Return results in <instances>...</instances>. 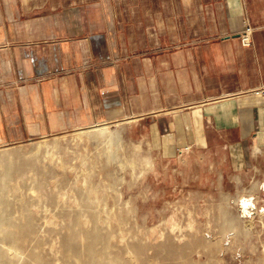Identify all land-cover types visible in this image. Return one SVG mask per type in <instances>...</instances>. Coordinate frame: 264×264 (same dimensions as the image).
<instances>
[{"label":"crops","instance_id":"0c3cea01","mask_svg":"<svg viewBox=\"0 0 264 264\" xmlns=\"http://www.w3.org/2000/svg\"><path fill=\"white\" fill-rule=\"evenodd\" d=\"M127 119L175 190L264 207V0H0V147Z\"/></svg>","mask_w":264,"mask_h":264},{"label":"rangeland","instance_id":"374dc122","mask_svg":"<svg viewBox=\"0 0 264 264\" xmlns=\"http://www.w3.org/2000/svg\"><path fill=\"white\" fill-rule=\"evenodd\" d=\"M102 129H107V133H117L121 141L118 142V140H115L110 149H108V151L115 153V157L111 159L112 161L109 159V163L107 162L108 156L106 154L107 150L105 151L106 148L102 150L100 148L101 140H94L96 138L91 141L86 139L76 140L77 134H96L97 131ZM150 133V128L143 122L138 123L127 119L111 124L91 126L82 131H68L57 135L46 136L37 140L0 147V152L15 149L18 153H21V155H27L26 157L32 155L41 157L47 150L46 147H52L48 149L51 151L50 153L55 152L57 154L52 157H41L39 171L34 170L25 173L21 178L22 181L20 179V183H17L14 180H7L2 184L4 191L0 189V194L3 197L2 198L0 195V207H3L0 208V212L2 211L1 213L8 214V217L15 218H18L20 215L24 216L25 214L24 217H29L31 222L35 221L32 223V227L28 233L29 241L25 242V246L23 245V249L20 252H14L13 254L16 255V257L21 256V259L24 258V260H26L24 253L26 252L25 249L29 248L27 246L29 245L28 242L31 240L34 250L37 251V253L40 252L39 254L41 256L53 264H71V261L68 258L66 259V257L60 253V250H58L61 247L62 238L66 235L65 229L72 224V221L67 219V215L71 213L73 217H76L77 223H80L82 221L81 217L87 213L86 215L90 216L91 225L88 226V228H84L86 232L90 230V227L94 224L95 219H97V214H101L103 208L106 207L105 209H118V214L121 215L120 218H123L121 219L123 221H121V227L124 231L123 249L135 246L139 251H142L137 255H134V259H132L133 262L140 261L143 264H163V260L169 257V252L174 251L176 254L182 256L185 255L186 257L189 256V259H191L192 262L198 264H264V214L259 213L257 208L254 217L241 218L239 216L238 204L233 205V202H231V199L233 198L237 201L238 199L233 196V192H229L227 189L223 191L220 190V192L222 191L221 193L226 196L220 193L213 195L216 191L209 188L197 189V187L188 186L189 188L186 189L178 188L175 190L174 186H171V183L168 181L169 169L167 159L156 155L158 148L157 141ZM56 142L58 143V148L54 149L53 146ZM97 143L99 149L96 148ZM38 145L41 147H37ZM187 147L188 146H183L182 148L177 149L176 154L178 155L181 150H186ZM146 151L149 152L152 157L149 167L151 171L149 172L143 171L145 165L142 164V161ZM75 153L81 154V156L86 158L87 161H90L91 158L94 159V157H98V161L95 162L94 165L87 167V170L83 169L78 160H73V157H76ZM60 159H62L63 162H61ZM124 161L125 163L123 165ZM186 161L189 163L188 158ZM67 163L75 164V170L66 169ZM180 163H182L181 160ZM177 164L178 163H175L173 166L177 167ZM130 169H133L136 173L133 174ZM0 172H2V169H0ZM87 173L92 176L89 177ZM38 174L40 175L38 176ZM85 174L89 177L92 185H98L100 187V193L98 195L99 205H89L87 210L84 209L85 211L82 212L77 209V212L72 211L70 206L58 205L57 200L59 199L57 193H64L66 191L63 184L71 182L72 180L75 182L76 178L80 179V177ZM58 178L61 179V181L65 180L63 181V184H60L61 181L57 182ZM206 179L208 180V178ZM177 181L178 183H181V179H178V177ZM40 182H43V192L41 191V198L38 199L31 190L33 189L32 187H37L36 184H39ZM74 189L76 192H80L85 188L81 181L78 180ZM7 190H9V192H7ZM47 190L48 193L46 192ZM49 190L51 191V194ZM261 191L263 195L264 189ZM7 194H9V198ZM45 195L48 196L46 197L48 199H44ZM8 199L9 201H7ZM258 199H256V201ZM70 200L71 199H67V202L70 203ZM20 202H22V206L20 205ZM28 202L32 203L29 205ZM167 202L172 203L170 204L172 205L170 208H168ZM258 202L264 204V199L261 198ZM52 204H55L56 206H53ZM185 204L188 206L187 208H191L192 211V213H188V215L194 216L195 219H198L197 224L199 227L197 226V230L204 234V237L209 233L215 234V236H209L210 239H208V242H214L213 244H217L215 248L216 251L207 253L200 249L201 246L194 245L193 247L192 244L198 241L194 235V230L184 228L183 235L185 236H182V241H180V234L176 235L174 233L176 231H172L171 233L165 226L155 228V225L160 224L163 220V224L167 225L173 224V222H180L181 220V223L186 225L188 221L187 212L185 209L180 210L179 208V205ZM51 205L55 208L51 207V209ZM205 206H208V210L210 207L211 212L215 213V216H212L213 219L210 221V224L213 227L219 224L218 226H220V228L218 230H209V227L206 228L204 225L203 217L206 214L203 211ZM177 207L179 210H177ZM43 208H48V211L45 212V209ZM60 208H62V210ZM127 208H131L130 211H128L129 209ZM53 209H55V212ZM176 210L178 212H176ZM51 211L59 218H55ZM15 212L18 214H15ZM127 213L129 215H127ZM114 215H116V213ZM226 215L231 217L234 216V218L237 219V222L235 223V225L239 227L237 230L236 228L232 229L231 227L223 229V221H220V217H226ZM34 216L35 218H33ZM181 216L183 218H181ZM217 216H219V219ZM83 225L87 224L83 222ZM101 227L100 229L103 233H110L113 236L119 235L118 231H116V233L115 229L111 227L110 230L106 225ZM242 227H244L243 230H241ZM12 230V232L16 231L15 228ZM133 231H135L136 234ZM227 232L235 234L230 237L231 242L229 241V243L227 242L229 238L226 239L221 235ZM198 236L202 237L200 234H198ZM234 238L237 240L233 243ZM204 241L206 240L204 239ZM54 244L55 246H53ZM111 244L117 246L119 242L117 239H113ZM35 246L37 248L39 247L40 250H38L39 248L36 249ZM114 250H116V247H114ZM125 256L128 257L129 255ZM67 260L70 262L68 263ZM168 262L175 263L176 259L170 258ZM30 264L35 263L30 262Z\"/></svg>","mask_w":264,"mask_h":264},{"label":"bare ground","instance_id":"6f19581e","mask_svg":"<svg viewBox=\"0 0 264 264\" xmlns=\"http://www.w3.org/2000/svg\"><path fill=\"white\" fill-rule=\"evenodd\" d=\"M94 138H96V139H94ZM77 139H80V140L81 139H83V140L86 139V140H89V141H91L93 139L96 140V141L101 140L100 141L101 150L104 149V148H106L105 151L107 150L106 151V154L108 156V160L106 158L107 162L109 161V159L111 160V159H113L115 157V153L108 151V149H110L112 143L115 140H118V142H121L117 133H115V132L107 133V129L99 130V131H97L96 134L80 133V134H77L76 140ZM57 146H58V143L56 142L54 144V146H53L54 149H57L58 148ZM37 147H41V146L38 145ZM46 148H47V150L44 152L43 156L52 157L53 155H57L55 152L50 153L51 151L48 150L49 148H52V147H46ZM96 148L99 149L98 143H97V147ZM181 152H185V150L180 151V153ZM75 154H76V157H73V160H75V161L78 160L80 162L81 166L83 167V169H86V170H87V167H90V166L94 165L95 162L98 161V157H94V159L90 157L91 160L87 161V159L82 157L81 154H79V153H75ZM103 155H104V153H103ZM26 156L27 155H21V153H18L15 149L5 150V151H1L0 152V169H2V172H0V189H2V191H4V187L2 186V184H4L7 180H14L17 183H20V179L22 178L23 175H25V173L30 172V171H34V170L35 171L36 170L39 171L41 157H43V156H41V157H38L37 155H32V156H29V157H26ZM62 159H60L61 162H63ZM151 160H152V157L145 152V155H144L143 161H142V164L145 165V167L143 168V171H146V172L151 171L150 168H149L150 164H151ZM124 163H125V161L123 162V165H124ZM74 165L75 164L67 163L66 164V169L68 168L70 170H75L74 169ZM130 170L133 172V174L136 173L133 169H130ZM32 175H34V174H32ZM39 175L40 174H38V176ZM88 175H89V177L92 176L90 174H88ZM36 176H37V174H36ZM61 176H63V175H61ZM89 177L85 174V175L81 176L80 179L76 178L75 182L72 180L71 182H66L65 184H63V181H65V180L61 181V179L58 178L57 182L61 181L60 184H63L65 186V190H66L64 193H59V192L57 193V197L59 199V200H57L58 205L70 206L71 207L70 209H72V211H76V212H77V210L80 211V212L85 211L84 209L87 210V207L89 205L91 206L92 204L99 205L98 195L100 193V187L98 185H92L90 183ZM31 178H32V176H31ZM78 180L81 181L82 185L85 188L83 191H80V192H76V190L74 189V186L78 182ZM21 181H22V179H21ZM42 183L40 182L39 184H36L37 187H32L31 186L33 188L31 190V192L35 196H37L38 199L41 198V191H42V185H43ZM44 188H45V186H44ZM77 189H79V188H77ZM7 192H9V190H7ZM10 192H11V190H10ZM46 192L48 193V190ZM5 193H6V191H5ZM50 194H51V191H50ZM189 194L191 195L190 192H189ZM7 196L9 198V194H7ZM1 197H2V195H1ZM46 197H48V196L45 195L44 199ZM261 198L264 199V194L262 195ZM261 198H259L256 202L258 203V201ZM46 199H48V198H46ZM51 199H53V198H51ZM67 199H71L70 203L67 202ZM54 200H56V199H54ZM7 201H9V199ZM192 201H194V200H192ZM22 202H20L21 206H22ZM25 203H26V201H25ZM31 203H29V205ZM170 204H172V203L167 202L168 208H170L172 206ZM237 204H238V201L234 199L233 205H237ZM52 205L50 206V208L53 207V206H56L55 204L53 206ZM244 205H246V203ZM17 206H18V204H17ZM179 206H180L179 207L180 210H184L185 209L186 212H187L188 221H187L186 225H183L181 223V221H182L181 219H179V220H181L180 222H173V224H169V225L163 224L164 223V220H163L162 222H160V224L155 225V228L156 227H160V226H162V227L165 226V227H167L169 229V231L171 233H172V231H176L174 233L176 235L180 234V236H179V237H181L180 238L181 240L179 239L180 241H182V238H183L182 236H185V235H183V233H184L183 229L184 228H187V229H190V230H194V233H195L194 235L196 236V240H198V241H196V243H193V244L191 243L193 245V247H194V245L201 246L200 249L206 251L207 253L216 251L215 248H216L217 244H213L214 242L213 243L208 242V239H210V237L212 235L215 236V234L209 233V234H207L206 237H204V234L200 233L197 230V226H198L197 220L198 219H195L194 216H189L188 215V213H192L191 208H187L188 206H186V204L185 205H179ZM1 207H3V206H1ZM104 207H105V205H104ZM7 208H9V207H7ZM53 208H55V207H53ZM105 208H103L101 214H97V219H95L94 224L92 225V227H90V230H88L86 232H85L84 228L85 227L88 228V226L91 225L90 224V222H91L90 216H87L86 215L87 213L84 214L81 217L82 221L80 220L81 222L77 223L76 217H73L71 213L68 214L67 215V219L71 220L72 224L65 229L66 230V235L62 238L61 247L58 249V250H60V253L63 256H65L66 259L68 258L71 261V264H143L140 261H134L133 262V260H132V259H134V255H137L138 253L142 252V251H139V249H137V247L131 246V247H128L126 249H123L122 245H124V242H123L124 241V235H123L124 231H123V229L121 227V223L123 222L121 219H123V218H120L121 215L118 214V209H105ZM43 209H45V208H43ZM60 209L62 210V208H60ZM63 209H65V208H63ZM127 209H129V208H127ZM130 209L128 211H130ZM177 210H179L178 207H177ZM177 210H176V212H178ZM7 211H8V209H7ZM47 211H48V208L45 209V212H47ZM53 211L55 212V209H53ZM1 212H0V244H2V245H0V264H30V262H34L35 264H53L52 262H50L49 260H47L43 256H41L39 254L40 252L37 253V251L34 250V246L32 245V241L31 240H30V242H28L29 245L27 247H29V248L25 249L26 252L24 253V256H25L26 260H24V258L21 259V256L16 257V255H14L13 253L14 252H20L23 249L22 247L25 244V242L29 241L28 240L29 239V234L28 233L30 232V229L32 227L31 226L32 223L35 222V221L31 222L29 217H24L25 214H24V216L20 215L18 218L17 217L15 218V217H8V214H4V213H1ZM17 212H18V209H17ZM17 212H15V214H18ZM22 212H23V210H22ZM203 212L206 214L203 217L204 225L206 226V228L209 227L208 229L212 230V231L218 230L220 228V226H218L219 224L214 226V227L210 224V221L215 216L214 215L215 213L211 212L210 207H209V210H208V206H205ZM214 212H215V210H214ZM24 213H26V212H24ZM115 213H116V215H114ZM27 214H29V213H27ZM31 214H33V213H31ZM261 214H264V213H261ZM53 215L55 216V218L57 217L54 213H53ZM127 215H129V214L127 213ZM223 216H225V215H223ZM217 217L219 219V216H217ZM33 218H35V216ZM57 218H59V217H57ZM181 218H183V217L181 216ZM220 218H221L220 221H223L222 222L223 229L226 228V227H229V228L231 227L232 229L236 228V230H237L239 228L238 226L235 225V223L237 222L236 221L237 219H235L234 216L231 217V216H227L226 215V217H220ZM93 221H94V219H93ZM83 222H85L87 225H83ZM58 223H59V221H58ZM104 225L108 226L109 230H110V227L115 229V232L118 231L119 235L113 236L110 233L106 234V233L101 232L100 227L101 226L104 227ZM220 225H221V223H220ZM13 228H15V230H16V231L14 230L15 232H12ZM243 228L244 227H242L241 230H243ZM139 229H140V227H139ZM133 232L135 233V231H133ZM243 233H244V231H243ZM198 234H200L202 237H199ZM221 235L224 238H226V239L229 238L227 240V242L229 243L230 237L235 235V234L227 232V233H223ZM240 237H241V235H240ZM113 239H117L120 245L118 244L117 246H115V245L111 244ZM204 239L206 241H204ZM130 240H131V238H130ZM236 240L237 239L234 238L233 239V243L236 242ZM135 241H136V239H135ZM180 241H179V243H180ZM141 244H142V242H141ZM31 245L33 246V249H32ZM53 246H55V244ZM125 246H126V244H125ZM114 247H116V250H114ZM38 248L36 247V249H38ZM52 249H51V251H52ZM38 250H40V248ZM53 251H54V249H53ZM125 255H129V256L126 257ZM184 256L176 254L174 251H170L169 252V257L167 259L163 260V264H175V263L176 264H178V263L179 264H198V263L192 262L191 259H189L188 255H187L188 257H186V256L184 257ZM170 258H175L176 262L175 263H169L168 260ZM70 261H68V263ZM55 264H57V263H55Z\"/></svg>","mask_w":264,"mask_h":264},{"label":"water","instance_id":"95a60500","mask_svg":"<svg viewBox=\"0 0 264 264\" xmlns=\"http://www.w3.org/2000/svg\"><path fill=\"white\" fill-rule=\"evenodd\" d=\"M246 203V205H244ZM238 211L241 218H252L255 216L257 207L254 204L253 198L241 197L238 199ZM259 213H264V207L258 208Z\"/></svg>","mask_w":264,"mask_h":264},{"label":"built area","instance_id":"2783aa9c","mask_svg":"<svg viewBox=\"0 0 264 264\" xmlns=\"http://www.w3.org/2000/svg\"><path fill=\"white\" fill-rule=\"evenodd\" d=\"M250 33L251 28L249 26H246L242 34H240V42L243 46H249L250 45Z\"/></svg>","mask_w":264,"mask_h":264}]
</instances>
